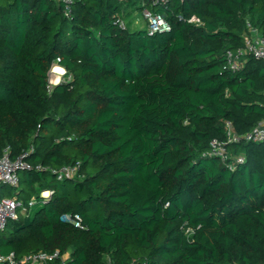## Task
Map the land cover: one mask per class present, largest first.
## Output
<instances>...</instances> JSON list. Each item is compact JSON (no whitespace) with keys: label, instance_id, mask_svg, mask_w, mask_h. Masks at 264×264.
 Here are the masks:
<instances>
[{"label":"trees","instance_id":"16d2710c","mask_svg":"<svg viewBox=\"0 0 264 264\" xmlns=\"http://www.w3.org/2000/svg\"><path fill=\"white\" fill-rule=\"evenodd\" d=\"M145 9L171 29L120 27ZM249 25L264 36V0H76L69 14L60 0H0V156L34 148L15 195L37 200L0 231V256L264 264V141L232 144L245 157L234 170L204 155L225 121L243 135L264 120V63L224 69ZM74 164L73 179L52 173Z\"/></svg>","mask_w":264,"mask_h":264},{"label":"built area","instance_id":"2783aa9c","mask_svg":"<svg viewBox=\"0 0 264 264\" xmlns=\"http://www.w3.org/2000/svg\"><path fill=\"white\" fill-rule=\"evenodd\" d=\"M67 10V14L70 13L71 6L75 3L76 0H60ZM143 18L146 21V29L149 35H153L159 32H166L171 29L166 17L161 14L154 12L150 9H145L143 11ZM120 27L125 29L127 24L125 21H120ZM243 46L235 49L228 50L225 54L226 65L225 70L237 72L240 71L246 64L247 57L252 56L257 60H260L264 63V36L260 31L249 25L247 31L243 36ZM60 59L58 58L51 71L55 69L56 66H59ZM66 71L61 75L64 76ZM60 78V79H61ZM64 80V79H63ZM62 80V81H63ZM61 81V82H62ZM60 84V82L58 83ZM58 84H54L50 80V86L54 87ZM225 132L226 138L224 140L214 139L210 143V148L205 156H214L221 159V161L227 165L231 170H234L237 164L243 163L245 160L244 155H235L231 153L230 146L232 144H238L240 142H254L259 143L264 141V120L259 122L250 132L240 135L236 132L235 127L232 122L225 121ZM34 150L33 147L29 151L24 152L17 158H12L10 155L9 148L5 149L3 154L0 156V188L3 186H9L11 188H19L20 186V174L26 170H33V167L26 161L29 153ZM79 164L66 165L59 169L52 170L53 175L59 181L73 179L79 174ZM37 170H42V167H37ZM49 195L43 197L44 192L41 193L42 198H48L51 192L46 191ZM36 198H32L28 206H25L16 195L1 197L0 195V231H3L7 225L9 219H16L18 216L19 209H22L25 212L29 207H32L36 204ZM64 221L72 222L77 227H81V218L76 216L71 218L70 216H63ZM192 230H186V233H190ZM60 257V253H46L43 251L32 252L23 255L20 258H17L14 253H11L8 256H0V263L7 264H52ZM70 257V253H66L62 256V260L65 261ZM108 264H112V260L107 257ZM130 264H147L145 261L133 260Z\"/></svg>","mask_w":264,"mask_h":264},{"label":"rangeland","instance_id":"374dc122","mask_svg":"<svg viewBox=\"0 0 264 264\" xmlns=\"http://www.w3.org/2000/svg\"><path fill=\"white\" fill-rule=\"evenodd\" d=\"M126 24L128 25V28L131 31H138V30H144L147 26L146 21L144 20L143 16L141 15V13H137L134 14L133 16H129L128 19L126 20ZM61 78V75H60ZM57 83H61V81L64 79V76H62V78L60 79ZM53 75L50 74V80L54 83L57 84L56 82H54L53 80ZM23 172H21V176H22ZM19 192L18 188H11L9 186H3L0 188V195L1 197H6V196H13L15 194H17ZM49 194L44 191V195L43 197H47ZM33 198H36V195L33 196Z\"/></svg>","mask_w":264,"mask_h":264},{"label":"bare ground","instance_id":"6f19581e","mask_svg":"<svg viewBox=\"0 0 264 264\" xmlns=\"http://www.w3.org/2000/svg\"><path fill=\"white\" fill-rule=\"evenodd\" d=\"M64 72L65 70L63 68L56 66L55 69L52 71V75H53L52 80L57 83L59 81L60 75H62Z\"/></svg>","mask_w":264,"mask_h":264},{"label":"crops","instance_id":"0c3cea01","mask_svg":"<svg viewBox=\"0 0 264 264\" xmlns=\"http://www.w3.org/2000/svg\"><path fill=\"white\" fill-rule=\"evenodd\" d=\"M60 67V66H59ZM62 68V67H61Z\"/></svg>","mask_w":264,"mask_h":264}]
</instances>
